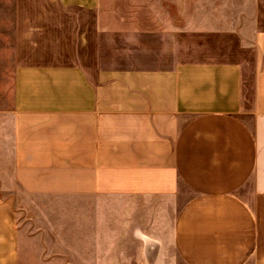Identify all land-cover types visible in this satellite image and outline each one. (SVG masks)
I'll list each match as a JSON object with an SVG mask.
<instances>
[{"label":"crops","instance_id":"crops-1","mask_svg":"<svg viewBox=\"0 0 264 264\" xmlns=\"http://www.w3.org/2000/svg\"><path fill=\"white\" fill-rule=\"evenodd\" d=\"M187 1L0 0V264H264V0Z\"/></svg>","mask_w":264,"mask_h":264},{"label":"rangeland","instance_id":"rangeland-1","mask_svg":"<svg viewBox=\"0 0 264 264\" xmlns=\"http://www.w3.org/2000/svg\"><path fill=\"white\" fill-rule=\"evenodd\" d=\"M188 3H189V1L185 0V7ZM212 8L214 10L212 13L218 14L219 12H221V10H219L220 3L216 2V0H211V4L209 6L210 11ZM205 11H207V10H205ZM205 11H203V12H205ZM227 11H228V9H222V12H227ZM7 59H8L7 39H6V37L2 38V36H1L0 37V68L3 67V65H5V63L7 62ZM3 82H4V80H0V83H3ZM2 85L6 86V82L3 83ZM9 95H10L9 89H0V97H6L7 98V97H9ZM12 204L14 205L15 203L12 202Z\"/></svg>","mask_w":264,"mask_h":264}]
</instances>
